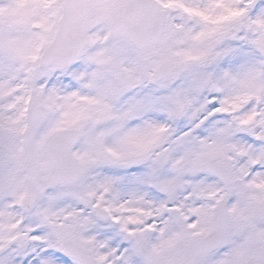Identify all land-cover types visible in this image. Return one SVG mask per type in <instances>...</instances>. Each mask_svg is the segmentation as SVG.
Wrapping results in <instances>:
<instances>
[{
	"label": "snow or ice",
	"instance_id": "6c2138e0",
	"mask_svg": "<svg viewBox=\"0 0 264 264\" xmlns=\"http://www.w3.org/2000/svg\"><path fill=\"white\" fill-rule=\"evenodd\" d=\"M0 264H264V0H0Z\"/></svg>",
	"mask_w": 264,
	"mask_h": 264
}]
</instances>
